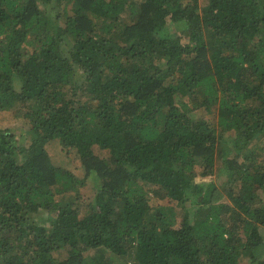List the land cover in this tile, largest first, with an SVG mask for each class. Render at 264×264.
Segmentation results:
<instances>
[{"label":"trees","instance_id":"16d2710c","mask_svg":"<svg viewBox=\"0 0 264 264\" xmlns=\"http://www.w3.org/2000/svg\"><path fill=\"white\" fill-rule=\"evenodd\" d=\"M8 109L32 136L0 128V264H264V0H0Z\"/></svg>","mask_w":264,"mask_h":264},{"label":"rangeland","instance_id":"374dc122","mask_svg":"<svg viewBox=\"0 0 264 264\" xmlns=\"http://www.w3.org/2000/svg\"><path fill=\"white\" fill-rule=\"evenodd\" d=\"M200 2L202 8H204L207 5V0H200ZM202 12L204 15L207 13V11L204 9ZM197 114L198 116L204 117L206 119H210L214 116L213 114H208L203 111H197ZM0 128L12 129L18 135L19 139L23 143L29 142L32 136L30 132L31 128H30V124L28 123V120L16 115L14 109L0 110ZM224 134L226 136V139L230 140L235 133L227 132ZM48 147L50 149L51 158L56 165L61 166L64 169L73 171V173L78 175L80 178L84 177V172L80 165V159L77 149L72 147H64L60 140L51 142L50 146ZM94 150L97 154L101 156H105V157L110 156V152L107 149H102L98 146H95ZM196 172H197L196 180L199 183L213 182L218 187H221L226 182V180L229 179V177H226V175L220 171L212 175L203 176L202 175L203 167L201 164H198V166L196 167ZM96 192H97V184L94 178L90 176L86 181V184L80 188V194L71 193V195L77 197V199H75V203L80 206L81 215H84L88 211L90 204L94 202ZM261 196L264 198V193H262ZM57 198L60 199V196L57 195ZM228 200H229L228 197L225 196L223 199H221V201H228ZM152 201L155 205L158 203H162V204L168 203V200H158L156 198H153ZM56 218H57V212H48V211L41 212V214L37 216L38 221L42 223H46L47 226L49 227H52V224L54 223ZM180 219L181 217L179 218L178 224L180 223ZM261 232H262L261 235L264 238V227L261 228ZM66 254H67L66 251H60V252H56L55 256L58 257L59 259H62L66 256ZM242 263L249 264V259L243 261Z\"/></svg>","mask_w":264,"mask_h":264}]
</instances>
